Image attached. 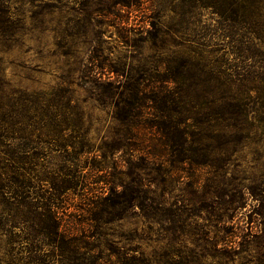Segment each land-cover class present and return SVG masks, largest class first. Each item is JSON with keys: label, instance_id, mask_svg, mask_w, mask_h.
Listing matches in <instances>:
<instances>
[{"label": "trees", "instance_id": "1", "mask_svg": "<svg viewBox=\"0 0 264 264\" xmlns=\"http://www.w3.org/2000/svg\"><path fill=\"white\" fill-rule=\"evenodd\" d=\"M84 1L137 55L127 66L88 48L79 69L87 98L115 122L97 146L71 89L28 90L6 77L4 54L28 23L42 28L54 5L0 0V264H264V0H170L172 16L158 5L144 20L150 27L123 18L124 0ZM207 13L215 24L202 28ZM96 23L69 21L58 32L76 28L69 35L78 37ZM250 144L248 170L241 153ZM39 151H100L113 162L93 189L70 171L33 172L26 163ZM83 188L93 191L82 199L86 219H64L69 195ZM130 213L171 235L159 260L104 254L102 225Z\"/></svg>", "mask_w": 264, "mask_h": 264}, {"label": "rangeland", "instance_id": "2", "mask_svg": "<svg viewBox=\"0 0 264 264\" xmlns=\"http://www.w3.org/2000/svg\"><path fill=\"white\" fill-rule=\"evenodd\" d=\"M51 3L54 7H48L42 14L46 24L39 29H33L31 25H26L23 34L17 37V41L4 54L6 77L17 87L27 88L28 90H46L51 87L61 85L73 91V99L81 108L83 128L87 131V137L91 144L99 145L104 136H109L114 129L115 122L111 119L110 108L88 99V93L85 91L83 81L80 78L79 69L88 65V48L91 45H98L101 51L109 59L116 62H125L128 64L136 63V53L128 46H125L118 37L115 25H110L109 19L97 16L94 13L88 14L86 11L92 10L84 0H44ZM135 3L136 6L133 5ZM170 0H124L120 9L123 18L128 17L129 21L137 22L143 20L144 27H150L147 16L152 8L158 5H165L163 12L164 19L169 20L172 13L169 11ZM133 9L131 10V8ZM134 6V7H133ZM115 16H112V18ZM91 21L99 20L102 23L97 24L93 29L86 31L85 35L72 37L73 33L68 30L59 35L58 30L65 28L69 21ZM202 28L204 26H213L214 18L208 13L202 19ZM100 31L99 42L94 41V34ZM172 47V43L169 44ZM151 41L144 44V53L150 52ZM126 67V65H125ZM256 146L249 145L244 149L241 155L246 156L248 170L256 165L253 153ZM253 152V153H252ZM100 151H92L82 156L72 157V152H61L59 157H53L48 151H39L38 156L30 153L27 167L33 169L45 170L51 175L62 176L70 171V177L73 179H85V183L93 189H98L99 184L95 181L108 175L110 168H105L111 159L103 161ZM84 165V168L80 166ZM118 169H123V164L117 163ZM97 166H104L97 169ZM241 168H244L243 165ZM87 187V186H86ZM76 193L70 194L71 206L65 214L64 219L78 223L86 219L85 213L80 209L83 204V197L90 196L92 190L83 188L76 190ZM254 201L248 200L244 210L245 214L253 209ZM61 213V212H60ZM200 221V220H199ZM229 228H232L229 226ZM101 244L104 254L111 252L123 254L130 252L136 256H145L153 260H159L160 257L170 249L171 235L166 233L160 224L150 219H145L141 215L130 213L127 216L120 217L117 221L106 222L102 225ZM169 243V244H168ZM190 243V242H188ZM180 246L181 243H176Z\"/></svg>", "mask_w": 264, "mask_h": 264}]
</instances>
